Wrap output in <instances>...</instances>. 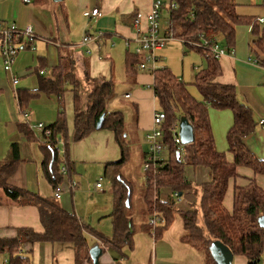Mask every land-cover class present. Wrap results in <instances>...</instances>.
<instances>
[{"label":"trees","instance_id":"1","mask_svg":"<svg viewBox=\"0 0 264 264\" xmlns=\"http://www.w3.org/2000/svg\"><path fill=\"white\" fill-rule=\"evenodd\" d=\"M32 1L35 3L40 0ZM262 5L264 6V0ZM237 6L234 0H163L162 12L167 14L168 20L165 36L179 40L189 50L201 53L205 66L195 73L190 84L177 79L165 66L151 71L154 83L152 89L160 111L165 114L161 129L168 154L164 165L147 176L142 192L145 206L142 213L148 214V217L156 214L160 218L154 229L157 239L170 226L175 214L172 201L160 200V190L169 189L172 194L182 195L185 190L192 188L186 181L185 167L207 169L209 181L199 185L197 190L198 209L192 208L179 213L185 232L182 240L193 249L204 253V264H216L209 252L213 241L221 242L232 255L245 257L248 264H264V227H260L257 221L264 216V190L253 179L249 180L244 186L234 187L231 212L223 206L228 183L238 176L237 168L245 167L255 175H264V160L257 159L244 144V139L254 131L255 123L251 110L238 101L235 87L215 81L221 74L218 60L202 46L206 41L209 45L219 43L226 51L233 50L236 27L247 25L251 27L253 36L250 50L258 58V54L264 56V23H258L253 17L239 16ZM133 54L126 57L125 66L130 72H135L140 62V57L138 59ZM256 62L261 64L258 59ZM40 71H37V88L31 92L19 91L17 100L22 107L39 94L57 99L56 118L52 124L46 126L50 135L45 137L41 133L44 141L40 145L43 154L41 172L53 191L61 188L65 176L72 173L62 101L63 94L69 88L74 94L73 141L78 142L94 132L102 115L104 119L100 129L108 130L114 136L120 159L106 163L103 171L104 178L110 180L112 187V235L107 238L89 227H84L74 213L67 212L59 205L53 195L42 197L10 186L7 180L19 162L18 147L12 144L8 156L0 162V189L6 198L17 205L36 207L44 231L37 233L31 228H19L15 238L0 239V253L8 255V264H31L30 259L22 254L23 244L68 243L74 247L78 264L80 259L90 260L87 233L114 255L124 256L122 250H131L133 247L134 223L129 215L132 208V190L120 172L129 157V148L123 136L124 116L121 112H107V102L115 93L114 84L102 79H87L92 84L86 109L82 110L72 61L58 64L49 76H42ZM189 86L195 88L199 99L191 94ZM209 109H227L233 115L232 125L226 135L227 152L233 157L230 163L226 161L225 153L214 148L208 119ZM182 116L191 124L194 140L189 145L178 146L173 142L172 132ZM19 130L27 140H33L32 133L25 125H19ZM59 141H63L61 153L58 151ZM61 168L65 171L62 172ZM145 226V230L149 232L151 227L148 223Z\"/></svg>","mask_w":264,"mask_h":264},{"label":"crops","instance_id":"2","mask_svg":"<svg viewBox=\"0 0 264 264\" xmlns=\"http://www.w3.org/2000/svg\"><path fill=\"white\" fill-rule=\"evenodd\" d=\"M43 1L40 0L34 3L29 0V3H26L23 0H0L1 24H14L20 28L30 25L36 34L34 40L35 49L18 53L14 59L11 74L4 71L2 59L0 58V162H3L8 156L11 145L16 144L19 162H17L16 169L8 178L7 183L12 187L25 189L48 198L53 195L54 191L41 172L43 154L40 150V145L44 140L40 131L31 128L40 122L34 125H29V123L45 121L47 123L44 122L46 124L45 127L52 124L58 110L57 99L54 96L39 94L22 107L17 100L19 91L31 92L37 88V71H43L42 76H49L52 69L58 64L66 63L69 60L72 61L74 74L78 81L77 93L80 107L85 110L87 96L92 84L87 79L111 81L114 84L115 91L116 83L112 77V60L107 53H103V50L106 49L108 43L111 46L112 41L118 39L126 50L122 82L125 88L119 92V97L127 101L130 106L123 107L120 105L117 110L110 111L108 103L116 96V93H114L113 97L107 102V112H121L123 116L125 113L129 114L132 112V138L138 141L137 138L140 135L147 147L145 136L152 129L153 114L159 111L160 107L152 89L154 83L151 71H140L137 65L135 72H130L125 66L126 57H130L132 56L130 53H134V49H131V46L136 45L135 40L147 29L146 15L151 8L152 0H72V2H75L77 11L83 13L84 11L98 9L101 13L100 17L90 19L85 18L81 13L86 22H77L76 24L73 23L71 18L66 16V5L62 7L61 4H57L52 0H49L51 2V5H49V2L45 0L46 4L48 3V5H45L47 7L45 9L43 8ZM249 1L256 9L249 15L243 14V12H237V14L255 19L264 18L262 0ZM40 4L42 10L38 8ZM136 14L139 15L138 27L133 25V19ZM73 28H78V31L74 34H72ZM241 31L244 32V35H241ZM99 32L102 33V36L96 38ZM235 32L234 54L223 56L218 60L221 74L215 81L220 84L234 86L238 101L251 110L255 128L252 134L244 139V144L257 159L264 160V128H261L258 124L260 119H264V56L258 54V58L250 50V44L253 40L250 26H247V29L236 27ZM85 36L91 38L87 43H83ZM137 57L139 59V56ZM257 59L261 61V64L256 62ZM199 69L197 68L196 72ZM170 71L175 75L172 70ZM12 75L18 79L16 85L12 83ZM176 78L182 80L178 76ZM126 94H130V99L123 98ZM73 97L74 94L71 88L62 97L68 136V158L72 164V173L68 177L65 176L61 184L60 198L57 200L64 210L74 213L81 224L88 228V224H85L82 220V216L80 212L78 214L77 207L74 204V199L79 192L74 190L73 187L71 188L70 184L74 185L73 182L78 184L77 181L80 180V177L77 172H79L81 167L86 166V170H89L88 168L90 167L88 166L96 164L101 168V174L103 175L104 165L118 161L120 159V151L115 143L113 134L105 129L95 130L78 142L73 141ZM33 100L38 103V105L34 104L35 108H33L31 103ZM28 106L33 111L36 110V112H29ZM208 119L214 148L218 152L225 153L227 162H232L233 157L227 152L228 145L226 140L227 131L233 122L231 111L227 109H209ZM19 125H25L29 129L34 137L33 140H27L25 135L19 130ZM42 125L44 126V124ZM59 142L61 143V141ZM146 150L147 148H144L139 151L141 167ZM58 151L61 153L63 149L60 150L58 148ZM161 158L165 162L166 157L161 156ZM237 175L235 179L230 180L228 183L223 199V206L229 212L232 210L233 189L235 186H244L249 180L253 179L258 187L264 190V175H255L250 169L245 167L237 168ZM185 178L192 185V188L185 190L182 195H178L180 202H175V194H172L169 189H161L159 194L160 200L174 203V210L179 218L180 212L192 208L198 209V187L209 181L208 171L203 167L186 166ZM100 179L102 181V178H99L98 181ZM143 183L145 189V181ZM94 192L99 195L104 193L102 183L101 187L98 190H94ZM110 193L112 197V187ZM111 207L113 209V197ZM143 208H145L144 204ZM111 213L112 210L108 215L109 217ZM147 217L148 214L143 215L140 227L142 233L145 234V239L150 238L154 242L150 243L151 258L149 259V264H179L174 260L176 254L186 258L187 255L191 258L195 253L198 254L199 251H196L182 240L185 234L182 222L183 234H178L176 239L174 237H170V239L166 237L165 241L156 244L155 241L160 239L164 232H167V229L155 239L154 235L151 236L145 230ZM19 228H31L37 233H42L44 228L40 220L39 211L31 205H17L6 198L0 189V239L15 238ZM86 240L90 249L98 246L102 250L98 258V264H121L124 262L119 260L122 256L114 255L107 247H104L101 243H96L97 240L87 233ZM158 245L159 254L155 253L154 255ZM21 248L22 254L30 259L31 264H76V254L72 244L45 242L31 245L25 243ZM199 260H201V257L198 259L197 264H204V253L203 261ZM0 264H8V255L6 253H0ZM78 264H92V262L91 260L83 259L81 261L80 259ZM231 264H248V261L243 256L233 255Z\"/></svg>","mask_w":264,"mask_h":264},{"label":"rangeland","instance_id":"3","mask_svg":"<svg viewBox=\"0 0 264 264\" xmlns=\"http://www.w3.org/2000/svg\"><path fill=\"white\" fill-rule=\"evenodd\" d=\"M47 1L49 2V5H51V2L49 0ZM235 2L238 4V8H237L238 13L243 12V14L249 15L253 10L256 9L254 5H251L249 3L250 2L249 0H235ZM42 4H43V8L46 9L47 7L45 5H48V3L46 4L44 0ZM57 4H61L62 7L63 5L64 6L66 5L65 7L66 16L71 18L73 23L76 24L77 22L79 23L86 22V19L83 18L81 15L82 12L77 11L75 7V2H72V0H63L62 2ZM40 6L41 4L38 6L39 9H41ZM47 10L50 12L49 9ZM167 23H168L167 14L163 11L157 19L158 31L160 36H163V32L167 26ZM237 27L247 29V25H239ZM77 31L78 28L77 29L73 28L72 34L76 33ZM33 33L35 34L34 30ZM241 33H242L241 35H244L243 31H241ZM235 39H236V32H235ZM135 47L136 45H132L131 49H134ZM25 51H31V50H22L21 52H25ZM125 51H126L125 48L118 39L113 40L111 46H109L108 43L106 49L103 50V53H107L112 60V64H113L112 77H113V81L116 83V87H115L116 96L113 99H111L110 103H108V109L110 111L117 110L120 107V105L123 107L130 106L127 101L122 100L119 97V92L124 90L125 88L124 84H122L123 74H124L123 65H124ZM156 55L159 57V61L156 62L155 68L167 66L170 70H172L175 73L176 76L182 78V80L188 84L192 83L194 75L196 73V69L197 68L202 69L205 66V59L203 55L196 52L195 50L186 49L179 40H175L173 38L166 40L163 44L162 50L160 52H157ZM189 90L195 98L199 97L197 91L193 86H189ZM35 101L36 100L31 101V103L33 104V108H35L34 104L38 105V103H36ZM29 112L33 113L36 112V110L33 111L31 107H29ZM131 117H132V112L129 114L125 113L124 115L125 130L123 136L125 137V141L129 148V157L127 162L120 169V172L122 178L129 183L130 188L132 190V198H131L132 208L131 210H129V215L133 219V223H134V233H133L134 246L132 247L131 250L127 248L123 249L122 253L124 256H122L119 260L124 261L121 264H149V259L151 258L150 243H154V242L150 238L145 239L144 236L145 234L142 233L140 227L143 221L142 210L144 209L143 208L144 203L142 201V192L144 190V183H143L144 180H142L143 170L141 167L142 163L140 161L139 151H141L144 148L146 149L147 147L145 146L144 141H142L140 135L137 138L138 141L132 138L133 121ZM34 122L35 123H29V125H34L38 122L44 124V126L47 124L45 121L44 122L46 124L41 121H34ZM41 137L42 139H44L42 134ZM58 148L62 150L63 148L62 141L61 143L60 142L58 143ZM167 154L168 152L167 149L165 148L164 151H162L161 156L166 157ZM85 167H81L79 172H77V174L80 177V180L77 181L78 184L72 181L74 183L73 189L79 192V194L76 195V198L74 199L75 201L74 204L77 207L76 209L78 211V214L80 212L82 216V220L85 222V224H88V226L94 231H97L106 237H111L112 227H111L110 217L108 216L112 210L110 180L105 179L103 177V175L101 174L102 170L98 165L94 164L88 166L90 167L88 168L89 170H86ZM99 178H102L101 183L104 189V193L101 195L95 193L93 190V186L98 181ZM147 218L149 219L151 218V216ZM148 219L146 220L148 221ZM149 234L151 236L155 235V231L153 232V230L151 229L149 231ZM178 234H183V231L181 227V220L175 213L171 225L167 228V232L165 231L163 236L160 239H157L155 242L156 244L162 243L163 241H165L166 237H169V239L170 237H174L176 239ZM155 253L157 255L159 254V245L157 246V249L154 251V255ZM200 257L201 260L199 261L202 262L203 261L202 251H199L198 254L195 253L194 256L191 258L189 255H187L186 258V257H182L180 254H176L174 260H176L177 263L179 264H197L198 259H200Z\"/></svg>","mask_w":264,"mask_h":264},{"label":"built area","instance_id":"4","mask_svg":"<svg viewBox=\"0 0 264 264\" xmlns=\"http://www.w3.org/2000/svg\"><path fill=\"white\" fill-rule=\"evenodd\" d=\"M29 3V0H23ZM163 0H152L151 8L146 15L147 29L140 35L139 38L135 40L136 47L134 48V54L140 57V62L138 63V69L140 71H153L155 69V64L159 61V57L156 53L162 49L163 44L166 40L171 39L166 37L164 32L163 36L159 35L157 19L162 13ZM173 7V4L172 6ZM82 15L87 18L100 17L101 13L98 9H92L91 11H84ZM258 23L263 24L264 18L257 19ZM139 15H135L133 19V25L138 27ZM102 33H97L96 38H100ZM35 34L30 25L24 27H17L14 24L3 25L0 23V58L2 59L3 69L5 72L11 74V68L14 63L15 57L22 50H34ZM91 38L85 36L83 38V43H87ZM207 53L211 54L213 58L219 60L223 56L233 55V50L226 51L222 48L219 43H213L209 45L206 41L202 44ZM43 74V71H40ZM12 83L17 84L18 79L16 76L12 75ZM130 94L123 96L124 99H130ZM26 116V115H25ZM165 120V114L162 111H157L152 117V129L145 136V141L147 144V150L144 157V162L142 165L143 170V180L147 181V176L150 172H155L158 168L164 165V161L161 158V153L166 148L163 136H162V125ZM261 128H264V119H260L258 122ZM32 129L40 131L45 137H49L50 131L46 129L45 126L38 123L31 127ZM173 142L175 145H180V139L178 137V124L173 127ZM64 172V168H61ZM71 188L74 186L70 184ZM101 187V179L94 185V190H98ZM62 188H56L53 196L58 199L60 198ZM180 198L175 195V201H179ZM160 218L153 214L151 218L148 219L147 223L154 232L155 226L160 222Z\"/></svg>","mask_w":264,"mask_h":264},{"label":"water","instance_id":"5","mask_svg":"<svg viewBox=\"0 0 264 264\" xmlns=\"http://www.w3.org/2000/svg\"><path fill=\"white\" fill-rule=\"evenodd\" d=\"M55 3L62 0H52ZM104 115H102L96 123V130L101 128ZM178 137L181 145H189L194 140V133L191 124L185 117H180L178 121ZM264 137V134H263ZM127 204V203H126ZM258 225L264 227V216L258 218ZM209 252L216 264H231L233 255L230 250L219 241H213L209 246ZM102 250L98 246H94L89 250V257L92 264H98V258L101 255Z\"/></svg>","mask_w":264,"mask_h":264}]
</instances>
